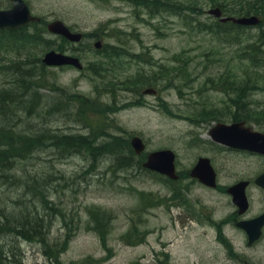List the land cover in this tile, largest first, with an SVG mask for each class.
Wrapping results in <instances>:
<instances>
[{"label": "rangeland", "instance_id": "374dc122", "mask_svg": "<svg viewBox=\"0 0 264 264\" xmlns=\"http://www.w3.org/2000/svg\"><path fill=\"white\" fill-rule=\"evenodd\" d=\"M135 1V5L139 6V0ZM206 1L209 0H190L189 3H200L208 12L211 6H205ZM162 3L158 2L155 5L166 7L165 3ZM32 4L39 16H44L49 21L61 18L79 32L88 34L101 25L105 29L99 32L102 37L100 39L105 44L115 43L118 29L122 33V44L129 46L130 52L138 56V61L140 60L133 64L132 69L121 70L126 72L119 75V79L122 80L139 70L145 73L153 72L154 66L157 70L161 64H165L172 72H183L180 67H177L179 64L172 59V55L181 52L184 48L187 50L186 54L192 56L191 66L193 64L196 67L198 62L205 61L207 57L205 52L211 40L210 36L196 33L194 28L192 29L185 22V20L191 21L195 26L196 13L164 10V14L157 15V11L149 14L140 6L135 9L127 0H32ZM178 14H181L184 19L177 16ZM208 16L210 15L207 13L201 18L207 20ZM88 41L92 42V39L86 37L84 43ZM213 44L227 53L226 44L216 40ZM85 47L86 45L84 46L86 51H82L83 54H86L90 45ZM85 56L87 57L85 61L88 62L93 61V58L98 55L92 52ZM232 56L234 53L229 49L227 58ZM226 67L229 72L241 75L246 63L242 60L228 59ZM57 73L59 89L66 88L70 93L82 92L94 96L93 84L83 74L71 69L59 70ZM231 73L229 75L232 77L229 76L228 79L232 81L227 82L230 87L234 80ZM251 73L254 76L256 72ZM7 80L0 75V87L5 85ZM107 82L110 81L99 83ZM197 84L198 82H195V85ZM245 84L242 83V85ZM161 85L166 87V90H161L158 98L141 96L140 93L141 91L143 93L145 88L136 94L129 88L122 90L124 85L116 87L115 92L120 100H128L127 104L135 101L142 102L141 104L137 102L129 108L121 107V114L116 116V122L131 133L142 135L147 140L149 150L160 147L173 148L178 152L179 164L182 166L191 165L200 156L211 158L214 156L219 165L220 181L225 185L264 168V160L259 157L231 152L221 155L217 149L205 146L195 147L191 142L197 137V133L201 134L202 139H209L207 130L210 125L203 124L197 128L185 118L175 115L181 111L178 106H182L184 101L177 99L172 82L166 83V80H163ZM153 87H157V83ZM246 92L242 99L252 103L244 107V101H241L244 114L249 110L252 114L257 108L264 107V90L259 89L258 86H250ZM212 96L216 102L222 98L220 95L212 94ZM13 98L16 97L9 98V101L7 99V105L0 107V121L7 128H12L17 121L23 120L26 116L29 117L26 124L32 128L31 131H38L41 128L42 131L58 134L59 137L89 134V139L93 138L92 132L71 112L75 108L72 101L56 103L43 98L40 103L47 105L48 111L51 112L43 118L38 114L29 116L30 107L33 104L30 98L25 97V100L21 101L17 97L10 101ZM160 99L167 101L165 104L170 110L163 109L159 105L162 103ZM195 108L198 110L197 115L200 116L203 110L211 107L195 105ZM224 109L230 112V108L224 107ZM39 112L42 111L39 110ZM68 138L66 142L45 141L41 148L32 151L31 159L17 160L14 168L12 167L15 174L24 172L27 168L32 172L38 170L36 171L40 174L38 186L48 178L49 173L56 176L53 177L56 183L59 182L56 179L62 176L64 179L61 180L65 188L63 192L60 191L53 196L56 197L55 203L52 204L51 198L42 199L38 195H35L32 203L28 202L30 193L25 192L21 181L10 185L0 183V213L3 218L8 223L15 222L17 226H20L19 221L27 224V218H35L34 223L32 221L31 224L35 225L37 221L36 228L42 230L45 240V245L19 243L14 235L7 234L8 236L4 237L1 233L6 232H0V264H7L10 261L17 264L22 261L20 255L24 258L25 264H53L52 261L59 262L55 264H77L78 262L82 264H192L194 260H198L199 264H233L226 261L223 252L215 247L216 235L210 227L206 229L196 223L185 227L179 222L175 223L170 215L165 214L160 208L149 210L145 215L141 214L136 207L137 196L126 191L125 187L132 186L133 189L144 190V192L145 190L155 191L157 184L154 180L143 175L140 170L129 171L115 177L110 173L111 171H108L111 157L104 149L96 153V163L100 170H91L92 166L85 157L82 147L73 148L71 144L73 137ZM112 161L120 172L121 161L117 158ZM28 177L32 180L29 175ZM47 187L43 188L48 196L56 194L53 188L47 189ZM194 197L211 205L214 212L216 211L215 218H225L234 212L231 199L223 194L196 187ZM254 197L256 202L261 200L257 191L254 192ZM72 202L78 203V212L70 211ZM91 204L106 210L110 217V227L104 234L98 233L87 225L89 218L85 206ZM256 206L259 207V203ZM67 213L77 222L64 220L61 215ZM185 218L191 220L193 215L187 214ZM0 222L3 221L0 220ZM56 223L62 227L55 225ZM136 224L149 233L146 238L147 244L130 246L122 239V235L130 231V228L133 229ZM130 233H133L132 230ZM230 233L237 234L236 231ZM208 245H211L213 253L204 254L203 249ZM237 245L239 250H245L239 239ZM153 249L158 251L155 255ZM260 249L261 246L257 250ZM10 250L14 251V256L9 253ZM50 251L52 253L47 256V252ZM163 252H169L171 263L169 255H164ZM214 256H221L223 261H219ZM248 259L252 263L264 264V255L255 256L249 253Z\"/></svg>", "mask_w": 264, "mask_h": 264}, {"label": "trees", "instance_id": "16d2710c", "mask_svg": "<svg viewBox=\"0 0 264 264\" xmlns=\"http://www.w3.org/2000/svg\"><path fill=\"white\" fill-rule=\"evenodd\" d=\"M156 2L157 3L163 2L165 3L166 7L170 5V3L166 0H143L140 4L151 7L152 5H155ZM218 5L223 9V12H225L228 16L241 17V16H249L251 14L260 15L262 17L261 24L262 25L264 24V0L223 1V2L218 3ZM204 25L207 26L206 24ZM218 25L223 27L224 29H228V31L227 30L225 31L226 34L228 35V40H227L228 42H231L234 40L239 45L242 46V53L245 59L251 62L250 63L251 68L259 66L261 70L264 69V48H263L264 47V35H260L257 37V34L251 33L249 31L250 30L249 28L235 26L232 23H228L224 25L218 24ZM240 28L243 29V31H239L238 29ZM43 32L44 30L38 29L35 35L34 34L31 35L33 39L32 41L37 44L41 43L44 45V47L48 48L51 46L52 42L50 39H47L44 37ZM26 43H28L27 39H23V41L21 42V44L25 46H26ZM39 63L40 61L37 59H27L26 60L25 58L23 63L20 66H18L17 71L13 73L12 77L15 78L16 80L15 88H16V91H18V96H14V97L16 98L18 97V99L21 101L25 100V97L30 98L33 104H32V107H30L31 111L29 112V116H32V114H38L39 116L42 117V112L44 111L50 112V111H48L47 105L41 106V103H40L43 97L40 96L39 94L40 92L38 90L39 88H41V85L43 83V80H45L46 75L43 73L45 72L43 65L41 67ZM19 67L21 68L19 69ZM245 72H250V71H245ZM33 78L35 79L33 80ZM240 87H238V89ZM245 88L246 86L241 87V89H243L244 92H245ZM241 97H240L241 101H244ZM16 98L10 99V101ZM6 99H8L9 101L8 96H6L3 100V96L0 95V106L7 105L8 101L5 102ZM79 99L82 100L83 102L88 100L85 97L79 98ZM80 103L82 104V102ZM39 109L42 112H39ZM1 128L3 129L2 131H4L5 134L1 133L0 135V145L5 146V144L8 141H10V139L13 140L14 137L10 134V132L12 131L11 130L12 128H5V127H1ZM68 137L69 136L59 137L58 134H52L49 131H42L40 128L38 131H30L29 135H24L23 137L20 136L19 137L20 142H18L20 143V146H18L17 144H14L13 142H9L6 149H2L0 147V177L4 179H11V178L16 179L15 176H12V171H13L12 167L14 168V164L17 160H25L27 158H31L33 156L32 151L34 149L41 148L44 145L45 141L51 142V141L60 140V142L62 141L66 142L69 139ZM3 140L5 141L1 143ZM86 140L87 139H84V141ZM71 144L73 148L75 146L77 148L83 147L78 139H74V138L71 139ZM89 147L90 146L85 144L86 149H88ZM123 167L124 166H122V168ZM50 176L51 178L54 177L51 174ZM26 220L28 221L27 224L25 222L23 223L21 221L19 222H21L20 224H21L22 230H24L26 234H30L35 230L36 226L31 224V222L34 219L27 218Z\"/></svg>", "mask_w": 264, "mask_h": 264}, {"label": "water", "instance_id": "95a60500", "mask_svg": "<svg viewBox=\"0 0 264 264\" xmlns=\"http://www.w3.org/2000/svg\"><path fill=\"white\" fill-rule=\"evenodd\" d=\"M241 23H252L253 20H242L240 21ZM50 29L54 32H58V33H62L68 37H71L72 39H77V37H74V36H71L69 34V32L63 27L62 24L60 23H55L53 24ZM45 62L48 63V64H68V63H71V64H75L77 66H79V63L77 60H74V59H71V58H67V57H63L61 55H56L55 53H50L49 55H47L46 59H45ZM135 144V142H134ZM140 146L142 148V144L140 142ZM164 155H170L169 153H166ZM156 156H160V155H156ZM154 156V157H156ZM154 164H164V159L162 158H155L154 159ZM202 166H203V172L207 175H210V169L207 165V162L204 161L202 163ZM168 173H173L174 172V169L172 167V159H171V162L169 164V169L166 170ZM208 181L210 182H213V180L211 179H207ZM242 189H243V185H239L235 188V191H234V194L236 195V201L238 202H242L243 201V195H242Z\"/></svg>", "mask_w": 264, "mask_h": 264}, {"label": "bare ground", "instance_id": "6f19581e", "mask_svg": "<svg viewBox=\"0 0 264 264\" xmlns=\"http://www.w3.org/2000/svg\"><path fill=\"white\" fill-rule=\"evenodd\" d=\"M157 4V3H155ZM163 4V3H162ZM161 6H164V5H161ZM166 6V5H165ZM114 40V39H113ZM15 170V169H14ZM19 171V170H18ZM23 184V183H22ZM23 186V185H22ZM11 187V186H10ZM19 188V187H18ZM53 191V190H52ZM23 192V191H22ZM20 193V192H19ZM56 198V197H55ZM65 210V209H64ZM68 214V213H67ZM73 214V213H72ZM76 217V216H75ZM78 217V216H77ZM2 242V241H1Z\"/></svg>", "mask_w": 264, "mask_h": 264}, {"label": "flooded vegetation", "instance_id": "af4514ba", "mask_svg": "<svg viewBox=\"0 0 264 264\" xmlns=\"http://www.w3.org/2000/svg\"><path fill=\"white\" fill-rule=\"evenodd\" d=\"M184 211H185V209H184Z\"/></svg>", "mask_w": 264, "mask_h": 264}]
</instances>
